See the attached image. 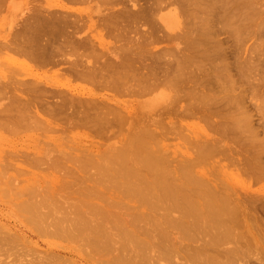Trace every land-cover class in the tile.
<instances>
[{"label": "bare ground", "instance_id": "1", "mask_svg": "<svg viewBox=\"0 0 264 264\" xmlns=\"http://www.w3.org/2000/svg\"><path fill=\"white\" fill-rule=\"evenodd\" d=\"M2 2L3 0H0V10L4 7ZM257 2L260 4L262 3L260 8L258 7L259 5L256 7L255 0L254 2L253 0H65V2L41 0L35 4L32 3L28 5L26 12L24 11L25 6L22 3L14 2L9 9V13L12 15L11 21L13 23L10 25L9 29H4V34H0V36H2L0 40V127H14L16 128L15 132H17L18 129H21L19 127L26 126L27 129V126H32V129L34 127V130L38 131L39 135H48V140H50L48 142L56 145L60 152L62 150L65 151V145L68 141L81 147L82 136H85V138L89 136L98 137L104 139V141L106 139L118 138L120 144L119 146L117 145L119 148L116 147V144H111L110 151L103 150L100 152L101 158L98 157V159L93 157V155H91L92 152L90 153L87 148L86 150H84V147V149H79V155H82L80 156V163L78 166L80 170L82 172L88 171L87 168L88 166L90 167L92 162L95 166L90 170L96 169L99 175H96L97 177L92 179V175H89L91 172L89 171V174L84 173L85 175L83 174V177H81L83 178V182H89V184L84 183L86 185L84 189L85 193L83 191L78 193L90 196L87 200L84 198L82 200V198L80 199L77 197V201L80 199V204L75 201V197L74 201L77 204L75 203L74 218H70V214H68L70 219H66L68 215L64 216L65 213H63V217L60 216L61 212L59 213V211L62 209L59 205L61 201H54V203H52L53 207H50V202L44 201L47 200L46 194L48 192L44 193L47 191L46 188L42 192V194H45L44 200L42 201H39L43 199L42 197L41 199L37 197V200L34 198L39 194L37 193L34 195V190L32 191V189H26L20 192L19 190L18 192L17 190H13L16 191L13 196L19 199L16 205L20 208V211L22 210V212L26 214L29 222L33 223L35 226L37 222H41V224H39L41 225V233H43L44 230L46 232V229L49 230V227L52 226L53 229L55 228L57 231L55 232L54 230L55 233L58 234V232H62V235L66 234L69 238H76V241L81 244H78L80 246V253L84 251V249H82L83 247H90L91 249L86 250H88V254L89 256L91 255V257H89L87 253L86 256L89 257L88 259L95 257L93 260L97 264H147L151 260L149 259V262L146 260L150 256L148 253L151 254L152 251L160 248V253L158 249L157 252L158 254H163L162 250L166 248V245L164 247L162 246L168 241L169 245H167L165 249L167 253L164 252V256L166 255V257H169L168 255L178 254L177 257L179 255L182 256V258H185L183 261L186 260L187 263V259L191 256H194L195 259L198 258V260L202 256V263L199 262V264H212L216 261V259L213 258L215 255H212L214 254L213 251L216 254L215 257L231 256L233 260L239 257L243 259V255H245L249 249L257 248L264 251V217H262V213L264 215V212H262L264 211V204L262 206L260 205L263 203L261 200V203H257L260 198H257L258 200L255 198L253 202H249L237 196V192L230 187L231 185L229 186V184H231L230 180L224 179L223 182H220L223 177L219 179L216 177L215 179L220 181L218 183L215 180V184L212 185L208 179L205 178L206 172L201 170L202 165L204 164L205 166L206 161L208 163L211 161L213 162L215 161V155H221V158L218 159L217 166L220 165V167H225L222 161L227 157L229 158V163L233 165L237 164L242 173L258 174L259 176L264 174V166L261 163L259 166L255 167L251 164L252 161H258V158L262 156L260 155L257 158V154L255 157L253 155V153L256 152L255 150V152L252 151V156L248 154L247 156L245 155L243 159H239L233 156V154H235H232L233 149L227 150L223 148V146H225L223 142L225 138L229 140L232 139V142L233 139H236V142L237 139L242 141L243 139L246 140L245 137L243 138L240 136V133L238 136V130L236 131V129L239 128L238 123H240L242 118L240 117L241 119L238 123L235 122V124H238V127L230 125L232 123L228 125L224 123L218 125L216 129L221 130L219 137H213L212 143L210 139L209 141L207 140L208 142H194L192 144L195 148L194 153L188 157L186 156L187 158H184V160L178 161L180 162L178 164H175V161L171 167L169 162L176 159L171 160L169 158V153L167 152L168 148L165 147L163 141L170 133H176V125L166 121V113L159 114L158 118H154L155 113H153L155 109L163 108V106L168 109L171 103H174L173 99H176L178 102L182 99H186L184 95H190V92H193L194 98L195 96L197 98V95H199L198 99H200L197 101L198 103H203L206 98L207 103L210 100L209 98L215 95L217 92L213 90L216 87L215 84L213 86L214 88L212 86L210 87L212 91L205 89L208 91L199 92L202 90L199 89V85L202 81L200 84H196L197 82L199 83V77L197 71H195L196 69L193 70L194 67L192 65L195 64L199 71L202 68L199 69L200 63L204 62V60H206V62H214L212 56L214 55L212 54L213 52L210 51L212 55L209 51V54L208 52H204L208 50L206 48L209 46L207 45L205 47V42L206 39H212V41H214L215 35L219 34L222 36L221 32L223 33L230 30L228 29L226 31V23L223 24L226 20H230L229 22H231V19L234 20L235 18L236 21L240 20L243 23L240 25H242L241 27L245 28V30L246 28L252 29L259 21L261 25V21L264 19V2H262V0H257ZM79 4L85 5V7L83 9L73 7V5ZM176 4H180L185 8H181L182 10L179 11L176 7L175 10L171 11L172 14L169 13L171 15L167 16V24L164 25L169 27V29L171 27L174 28L175 24L183 19L182 16L184 17V15L182 14L186 13L188 17V20H186L189 21V17L195 16V14L212 12L213 15L210 13L212 18L210 16H208V18L210 17V20L215 19V23L218 21L217 24H219V26L215 29V24H213L210 29L211 34H208L209 36L206 35L205 37L207 32L204 34L202 30L203 34L201 33L202 31H199V34H202V36L204 35V37L199 39H196L195 36V38L193 37L191 47L192 50H194L192 52L194 54L196 53V56L184 54L186 51L188 53L191 49L186 48V42H183L185 48L181 49L182 53L179 52L183 54V56L179 59L176 58V65L172 66L170 62L175 59L170 60L167 57L170 54L172 56V53L175 52V49H172L174 48L173 46L172 48L165 46L167 48L164 47L165 49L161 52L160 50H157L159 52L154 51L153 46L155 45L153 44H155V42H161L164 37L168 38L170 35L167 36L166 33H163L162 37L157 36L156 33L162 31L161 28L152 26V15L156 11L159 13L157 9H163L167 6L169 7L170 5ZM186 6L188 9H186ZM21 9L22 11H20ZM18 11L21 12H19L21 15H19ZM256 14L259 19L256 17V19L254 18ZM13 17L15 18L13 19ZM154 17L156 16L154 15ZM203 17L204 19L207 18L206 16ZM163 19L165 20V16H163ZM170 20H176L175 24H172ZM201 21L204 22V20ZM236 23L235 25H237ZM210 25L207 24L206 26L210 28ZM227 25H229V23ZM181 27L182 26L178 29ZM259 29H261V27H259ZM166 30H164V32H166ZM233 31L236 30L232 29L231 32ZM239 31L240 29H238L237 32ZM256 31L258 32V28ZM233 33L231 34L234 35ZM191 34L193 35V33ZM191 34L188 35L190 36ZM195 34L196 32L194 30V35ZM249 36L252 37L251 35ZM209 37H211V39H209ZM176 38H178V36ZM183 38H185V34ZM190 38L192 37L190 36ZM107 39L109 40L107 41ZM170 39L172 41L173 37ZM216 39L217 38H215V40ZM238 40L239 39H237V41ZM181 41H183V39ZM209 42L210 44L216 45V43ZM222 42L224 43V41ZM217 43L220 45L221 42L219 41ZM224 44H227V42ZM203 45L205 50L201 52ZM222 46L221 48H223ZM213 47L211 45V47L208 48L211 50ZM180 48L179 50L176 49V51H180ZM216 48L217 47H215V49ZM225 48L223 49L227 52L228 50L226 51ZM221 53L220 51L219 56ZM197 54H202L201 56L203 59H199V55L197 57ZM227 55L230 54L227 52ZM175 57H177L176 54ZM214 57L216 59H221V56L218 57V54L216 56V53ZM217 63L220 62L218 61ZM222 63L224 64V62ZM206 65L207 64L204 66ZM231 65L232 63L230 66ZM190 66L193 67L191 68L195 73L192 72L187 76L188 73L186 74L185 70H189ZM217 66H219V64ZM226 66L227 65H225V67ZM35 68H38L37 72L33 71L32 74L28 73ZM41 70H43L44 73H39ZM47 72H50L56 77L47 75ZM161 76L164 77V79H161ZM60 78L63 79V81H61ZM187 78L195 81L194 86H197L196 88L199 89L198 91L196 88L192 90L189 89L188 91L185 84V79ZM78 81L86 85H75V82ZM205 85L207 86V84ZM161 86H164L165 89L160 90ZM221 86L224 87L223 85ZM172 92L175 94L171 96L170 93L172 94ZM147 95H149L148 99L145 98L137 103V105L140 106L139 108L143 111L141 113L132 109L130 110V107L132 108L133 105L131 103L129 104L127 100L122 99L125 96L144 98ZM218 97L219 96H217V99ZM213 99L215 100L216 97ZM228 99L230 98L228 97L227 100ZM210 102L212 103V101ZM207 105L209 106L210 104L207 103ZM201 106L203 105L201 104ZM221 106H223V104ZM196 107L195 103L190 101L186 104V107L182 105L178 109V116L183 117L185 115H191ZM209 107L207 109H209ZM214 107L216 109V106ZM241 107L240 108L243 109L244 106ZM212 109V112H214V108ZM223 109H221V112H223ZM203 111H205L204 118L209 116L204 122L208 119L211 121V112L208 110ZM203 111L201 113H203ZM230 111L233 112L232 110ZM168 112L174 113V111ZM217 112H219V110ZM164 114H166V116ZM230 114L233 115V113ZM241 114L242 113H240V115ZM245 114H243V118L246 117L248 120ZM232 115L229 116L228 114V118H231ZM201 116L202 115H200V117ZM219 116L217 118H219ZM236 118L232 119L238 121ZM177 119L179 118L177 117ZM247 120H243L244 123ZM216 122L220 123L219 120ZM214 128L211 129L214 130ZM29 129H31V127ZM246 129L247 128H245V130ZM21 131L23 132L25 130L21 129ZM248 131H251V129ZM243 133L244 132H242V135ZM255 136L257 137V135ZM120 137L122 138L120 139ZM254 138L255 137H253V139ZM78 139L80 141H78ZM239 142L241 143V141ZM262 142L263 141H261V146L264 144ZM243 145L245 146L246 144L244 143ZM68 146L69 145H67L66 148L72 147ZM240 146L242 147V145ZM76 148L77 147H75V149ZM238 148L240 149V147ZM262 148L263 147H261V149ZM71 149H74V147ZM59 151L57 150V153H60ZM44 153L46 152L42 151V154ZM50 154L51 153L45 154L42 158L39 156L42 160L41 162L39 161L40 164L52 161L53 164L62 166L65 163L72 162L73 158L76 156L74 155L73 157L71 155L73 158H71V156L68 158L67 156L70 153L66 154V152L63 153V156L61 152V156L58 155V157H51ZM90 156L93 158H90ZM94 158L97 161H92ZM33 162H35V160H33ZM254 162L256 165L259 163L256 161ZM72 163H75V160ZM36 164H38V162ZM51 166L53 168L52 163ZM216 167L213 166V169L210 170L211 173H209L212 174L215 172ZM220 167L217 168L221 169ZM71 169H73V167ZM205 169L208 168L205 166ZM218 169L216 171H219ZM47 170H49V168H47ZM67 170L65 169V171ZM69 172L71 173L70 170H68L67 173ZM95 174H97V172ZM95 174H93V176H95ZM61 184L64 183H60V185ZM74 184L76 183H73V185ZM61 186L67 188L69 184ZM76 186L78 187V185ZM81 187L82 185L78 188H74L79 191L82 189ZM71 189L73 190V186L68 190L71 191ZM63 192H65V190H63ZM71 192H69V194ZM65 193L63 194L65 195ZM74 193L77 192L75 191ZM50 194L51 193H49V195ZM55 195L53 196L51 194L53 197H55ZM59 195L62 196V193ZM56 196H58V194ZM50 197L49 200H51ZM59 197L55 198L58 200L60 199ZM93 197H96V203L93 201ZM71 199H73V197ZM71 199L70 203L72 202ZM64 204H66V202H64ZM48 206L50 208H48ZM54 208H59V211H56L59 214L57 217L55 216L57 221L50 218L52 212L54 213V211H52V209L55 210ZM117 208L120 210L123 208L126 210L127 208L129 212L126 210V213H122V216L119 214L121 211L114 210ZM44 209H47L46 212L48 211V213L43 212L45 211ZM260 209H262L261 212ZM158 210H160V212L161 210L164 211H162L163 214H161V221L156 218L159 214L157 212ZM114 211H118L119 213ZM122 211H124V209ZM174 212H177L178 215L175 216L177 213L172 214ZM47 214H50V216L47 217ZM68 221H71V225L68 223V227H65L64 223ZM142 223H148L152 228H156L158 230L157 234L161 237L159 240L162 239L163 241L164 237H169V240L164 239V241L168 240L164 243L161 241L162 245L158 242V238L156 240L155 236V238L151 237V239H149L150 226H146L145 224L146 227H143L141 225ZM52 227L50 228L52 229ZM36 228L39 229L38 227ZM35 229L33 230L36 232L40 231ZM49 231H47V234ZM45 232L43 234H46ZM139 232H144L148 239H145L143 234L141 238V233L139 234ZM51 233L50 237L52 235ZM15 237L17 238V235ZM15 237L11 238L10 236L9 240L15 241ZM67 239L68 238L65 240ZM76 241L74 240V243ZM82 241L84 243H82ZM229 244H233V247H224V245ZM110 249L115 255L109 252ZM146 251L149 256L145 259L144 256H147L145 253ZM209 251H212V253ZM108 252L112 255L109 256ZM208 253L212 255L213 259H210L211 256L208 255ZM104 254H107L106 257ZM151 256L150 258L153 256L155 257V255ZM164 256L160 257L163 259ZM173 257L175 258L176 256ZM219 257L217 259H220ZM169 259L173 260L172 256L171 258L169 257ZM55 260L56 259L53 258L51 262H55ZM166 260L169 261L168 259ZM256 260L254 264H259L258 261H260V264H264L263 258L258 257ZM156 261H158V259ZM59 262L60 264H64V259H60L57 264H59ZM192 263L194 264V261ZM245 263L248 264L249 262L247 263L246 261ZM14 264L35 263L33 260L27 259L23 253H18ZM196 264L198 263L196 262Z\"/></svg>", "mask_w": 264, "mask_h": 264}, {"label": "rangeland", "instance_id": "2", "mask_svg": "<svg viewBox=\"0 0 264 264\" xmlns=\"http://www.w3.org/2000/svg\"><path fill=\"white\" fill-rule=\"evenodd\" d=\"M39 1H41V0H3V2H2V5L4 6L3 8H2V10H0V34H4L5 32V30L4 29H9L10 28V25H12V21H11V19H12V15H11V13H9V9L11 8V6L13 5V3L14 2H20V3H22L25 7H24V11L26 12L27 11V7H28V5H31L32 3H36V2H39ZM52 1V0H51ZM54 2H65V0H53ZM237 1H239V0H237ZM241 1H243V0H241ZM253 2H254V0H253ZM262 2H264V0H262ZM257 3V4H256ZM255 5H256V7L258 6L259 8L261 7V5H262V3L260 4V3H258L257 2V0H255ZM73 7L75 8H84L85 7V5H82V4H79V5H73ZM178 8V10L180 11V10H182V9H184L185 7H182V5H180V4H176V5H170L169 7L167 6V7H165V8H163V9H157V10H159V13H158V11H156L155 13H153V15H152V26H154V27H158V28H161V31L162 32H159V33H156L157 34V36L159 37V36H161L162 37V35H163V33L165 34H167V36L168 35H170V37H168V38H166V37H164V39L163 40H165V41H159V42H155V44H153V45H155V46H153L154 47V51H156V52H159V51H157V50H160V52L163 50V49H165V48H167V47H165V46H168L169 48L171 47L172 48V46L174 47V48H172L173 50L175 49V52L174 53H172V56H171V54L167 57V58H169L170 60L172 59H175V60H173L172 62H170V64L172 63V66L174 65H176V58L177 59H179L181 56H183V54H181L182 52H181V49L182 48H188V49H191V50H189L188 51V53H187V51H186V53H184L185 55H187V54H190V55H188V56H196V53L194 54L192 51H194V50H192V40H193V37L195 36L196 37V39H199V38H201V37H204V35L202 36V34H203V31H204V34H205V32H207L206 34H205V37H206V35L207 36H209L208 34H211V28H212V25L213 24H215V29L219 26V24H217L218 23V21H217V23H215V19H212V20H210L212 17H211V14L213 15V13L212 12H209V13H204V14H202V13H198L197 15L195 14V16H196V18H195V16H191V17H189V21H187L188 19V17H187V13L186 14H182V15H184V17L182 16V18L183 19H181L180 21H178L176 24H175V22H176V20H170L171 21V23L173 24H175V26H174V28L173 27H171L170 29H169V27H167V26H164V25H166L167 23H166V18H167V16H170L171 14H172V12L171 11H173V10H175V8ZM5 8V9H4ZM182 8V9H181ZM23 9V8H22ZM22 9L20 10V11H22ZM186 9H188L187 8V6H186ZM8 11V12H7ZM20 11H18V13L20 12ZM24 12V13H25ZM17 13V14H18ZM21 13V12H20ZM19 13V15H21ZM169 13H171V14H169ZM211 13V14H210ZM200 14V15H199ZM210 14V15H209ZM154 15L156 16V17H154ZM206 16L207 18L206 19H204V17L203 16ZM161 16V17H160ZM163 16H165V20L163 19ZM208 16H210L209 18H208ZM194 17V18H193ZM257 18V19H259L258 18V15L256 14L255 16H254V18ZM15 17H13V19H14ZM155 18V19H154ZM193 18V19H192ZM201 18V19H200ZM255 18V19H256ZM187 19V20H186ZM194 19H195V22H194ZM197 19V20H196ZM199 19V20H198ZM209 19V20H208ZM234 19V18H233ZM236 19V18H235ZM232 20L231 19V22H229L228 20H226L225 22H223V24H225L226 25V31L228 30V29H230L231 31H232V29L233 30H236V31H233V32H235V33H233V32H231L230 30H228L227 32H221V35L222 36H220L219 34H217V35H215V37H214V41H212V39H211V37H209V39H211V40H208V39H206V42H205V47L207 46V45H209V46H207V48L206 49H208L207 51L205 50V47H204V45H203V47H202V49H201V52H202V50H205L204 52L205 53H207L208 51L210 52H213L212 54H214L215 55V53H216V56H217V54H218V57H220L221 56V59H219V58H215L214 57V55H212L211 54V52H210V54L213 56V58H214V62L213 61H207L206 62V60H204V62H201L200 63V67H199V69L201 70H199L198 71V68L195 66V64L194 65H192L193 67H194V69L193 70H195V71H197V75H198V77H199V79H198V81H199V83L197 82L196 84H200V82H201V84L199 85V89H202V90H200L199 92H204V91H208V90H211L210 89V87L212 86H214V84H215V86L217 87H213L212 89L214 90V92H216L215 93V95L214 96H211V98H209L210 100L207 102L208 104H210L209 106L207 105V103H206V99L203 101V103L201 102H197L199 99H198V97H199V95H197V98H196V96H195V98H194V96H193V92H190V95H188L187 93V95H184V97H186V99H182L181 101H177L176 99H173V101H174V103H171V105L168 107V109L167 108H164V106H163V108H157V109H155L154 111H153V113H155V115H154V118L155 117H157L158 118V116H159V114L161 115V114H163V113H166L167 114V116H166V114H164L165 116H166V121L169 123V122H172V124H175L176 125V133L174 134V133H170L169 134V136H167V138L163 141L164 142V145H165V147H167L168 149H167V152L169 153L168 155H169V158L171 159V160H174V159H176V160H174V161H170L169 162V164H170V166L172 167V164L175 162V164H178V163H180V162H178V161H180V160H184V158H187L188 156H190V155H192L193 153H194V150H195V148L193 147V143L194 142H196V141H201V142H203V141H206V142H208L209 141V139H210V142L212 143V140H213V137L215 138V137H219L220 135V133H221V130L220 129H216V127L218 126V125H221L222 123H224V124H229V123H232V124H230V125H234V126H237L238 124H239V128L238 129H236V128H234V129H236V131L238 130V133H237V135L239 136L240 134V136H242L243 138L245 137L246 138V140H244L243 139V141L242 140H238L237 139V142H236V139H233V142H232V139H226L225 138V140L223 141L224 142V144H225V146H223V148H226L227 150H231V149H233L232 150V154L233 153H235V154H233V156L234 157H237V158H239V159H243L244 157H245V155L247 156L248 154H252L253 152H255V153H253V155L256 157V155H257V158L260 156V155H262V156H260L259 158H258V161L257 160H254V161H256V162H259L257 165L255 164V162L254 161H252L251 162V164L253 165V167H255V166H259L260 165V163L264 166V150H263V148H264V144L261 146V141H263L262 143H264V19H263V21H261V25L259 24L260 23V21L258 22V24H256L252 29L251 28H246V30H245V28H243V27H241L242 25H240V24H243L240 20V22L239 21H236V20ZM184 20H186L187 22H189V23H187L186 21H184ZM201 20H204V22L203 21H201ZM215 20V21H214ZM219 20V19H218ZM183 21V22H182ZM210 23H209V22ZM214 23H213V22ZM185 22V23H184ZM201 22V23H200ZM229 23V25H227L228 23ZM237 22V23H236ZM207 25H210V28H209V26L207 27L205 24ZM232 23V24H231ZM235 23L237 24V25H235ZM156 24V25H155ZM158 24V25H157ZM161 24V25H160ZM188 26H187V25ZM195 24V25H194ZM199 24H201V25H199ZM203 24V25H202ZM217 24V25H216ZM263 24V25H262ZM199 27H198V26ZM205 25V26H204ZM231 25H233V26H231ZM260 25V26H259ZM180 26H182L180 29H178ZM183 26H187V27H183ZM196 26V27H195ZM232 27V28H229V27ZM165 29H164V28ZM190 27V28H189ZM191 27H192V29H191ZM201 27V28H200ZM240 27V28H239ZM259 27H261V29H259ZM175 28H177V29H175ZM186 28H188V29H186ZM242 28V29H241ZM257 28H258V32L256 31L257 30ZM167 29V30H166ZM197 29V30H196ZM206 29V30H205ZM238 29H240V31L239 32H237L238 31ZM244 29V30H243ZM250 29H251V31H250ZM164 30H166V32H164ZM175 30V31H174ZM191 32H190V31ZM193 30V31H192ZM194 30H195V32H196V34L194 35ZM203 30V31H202ZM208 30V31H207ZM209 30H210V32H209ZM262 30H263V32H262ZM189 31V32H188ZM202 33L201 35L199 34L200 32ZM244 31V32H243ZM249 31V32H248ZM253 31H255V32H253ZM259 31H260V33H259ZM186 32H187V34H186ZM248 32V33H247ZM255 33V34H252V33ZM191 33H193V35L191 34ZM220 33V32H219ZM227 33H230V34H227ZM231 33H233L234 35H232ZM245 33V34H244ZM262 33V34H261ZM159 34V35H158ZM161 34V35H160ZM172 34H174V35H172ZM184 34H185V38H183L184 37ZM188 34H191L190 36L192 37V38H190V36L188 35ZM226 34V35H225ZM239 34V35H238ZM241 34V35H240ZM251 35L252 37H250L249 35ZM259 34H260V37H259ZM176 35V36H175ZM188 35V36H187ZM228 35V36H227ZM178 36V38H176ZM198 36V37H197ZM238 36V37H237ZM256 36V37H255ZM171 37H173V39H172V41H171ZM179 37H181L182 39H183V41H181L182 39L181 38H179ZM194 37V38H195ZM224 37V38H223ZM239 39L238 41H237V39ZM254 37V38H253ZM190 38V39H189ZM215 38H217L216 40H218L217 42H221L220 43V45L222 46V44H223V48H225V50L228 52V54H230V55H227V52H225L224 51V49L223 48H221V46L219 45V43H217V42H215L216 40H215ZM222 38V39H221ZM230 39V41H229V39ZM241 38V39H240ZM245 38V39H244ZM263 38V39H262ZM2 39V36H0V40ZM168 41H167V40ZM184 39H185V41H184ZM187 39V40H186ZM221 39V40H220ZM226 39H227V41H226ZM261 39V40H260ZM109 39H107V41H108ZM170 40V41H169ZM190 41V43H189V41ZM208 40V41H207ZM244 40V41H243ZM112 41V40H111ZM167 41V42H166ZM178 41V42H177ZM209 41H211V43L213 42L214 44L216 43V45H213V44H210V42ZM222 41H224V43H226L227 42V44H224ZM186 44V46L184 47L183 45H185L184 43ZM187 42H188V44H187ZM242 42V43H241ZM229 43V44H228ZM238 43H240V44H238ZM232 44V45H231ZM157 45V46H156ZM181 45V46H180ZM211 45H212V47L213 46H215V47H217L216 49H215V47H213V49H211V50H209V48L211 47ZM225 45V46H224ZM234 45V46H233ZM175 46H176V48H175ZM181 48H180V47ZM231 46V47H230ZM165 47V48H164ZM178 47V48H177ZM190 47V48H189ZM209 47V48H208ZM220 48V50H219V48ZM239 49H238V48ZM179 48H180V51H178L179 50ZM194 48H195V46H194ZM245 48V49H244ZM249 48H251V49H249ZM176 49H178L177 51H176ZM215 49V50H214ZM222 49H223V51H222ZM221 51L222 53L220 54V56H219V52ZM233 51V52H232ZM179 52H181V53H179ZM200 52V51H199ZM209 52H208V54H209ZM215 52V53H214ZM226 54H225V53ZM239 52V53H238ZM192 53V54H191ZM225 55H224V54ZM175 54H176V56L177 57H175ZM237 54V55H236ZM250 54V55H249ZM198 55H199V59H203V57L201 56L202 54H197V57H198ZM211 55H209V56H211ZM248 55V56H247ZM223 56V57H222ZM224 56H225V58H224ZM228 56V57H227ZM244 56H245V58H244ZM247 56V57H246ZM175 57V58H174ZM235 57V58H234ZM219 59V60H218ZM237 59V60H236ZM244 60V62H243V60ZM221 60V61H220ZM220 62V63H217V62ZM229 61V62H228ZM239 61V62H238ZM222 62H224V64L222 63ZM204 63V64H203ZM212 63V64H211ZM216 63V64H215ZM232 63V65L230 66V64ZM236 63V64H235ZM246 63H247V66H246ZM253 63V64H252ZM205 64H207L206 66H204ZM214 64V65H213ZM219 64V66H217ZM234 64H235V66H234ZM248 64H250V65H248ZM210 65V66H209ZM221 65V66H220ZM225 65H227L226 67H225ZM171 66V67H172ZM192 66H190L189 68V70H185V72H186V74H187V76L189 75V74H191L192 72H194L195 73V71H193L192 70ZM214 66V67H213ZM233 66V67H232ZM192 67V68H191ZM221 67V68H220ZM238 67H239V69H238ZM204 68V69H203ZM218 68V69H217ZM37 69L38 68H35V69H30L31 70V72H28V73H31L32 74V72L33 71H36L37 72ZM206 69H207V71H206ZM220 69V70H219ZM230 69H232V70H230ZM203 70H204V72H203ZM209 70H210V72H209ZM222 70H224V71H222ZM43 70H41L39 73H44V71L42 72ZM191 71V72H190ZM201 72V73H200ZM203 72V73H202ZM46 74V73H45ZM206 76H205V75ZM209 74V75H208ZM213 74V75H212ZM215 74V75H214ZM47 75H52V77H56V76H54L53 74H51L50 72L48 73L47 72ZM200 75H201V77H200ZM186 76V75H185ZM162 77V76H161ZM213 77V78H212ZM58 78V77H57ZM61 79V78H60ZM161 79H164V77H162ZM204 79H206V80H204ZM210 79V80H209ZM212 79V80H211ZM208 80V81H207ZM61 81H63V79H61ZM207 81V82H206ZM204 82V83H203ZM83 83V82H82ZM178 83H180V82H178ZM220 83V84H219ZM86 85V84H81V82H75V85ZM185 84H186V86H187V89H188V91H189V89L190 90H192V89H195L197 86H194L195 85V81H192V80H189V78H187V79H185ZM184 84V85H185ZM205 84H207V86L205 85ZM211 84V85H210ZM209 85V86H208ZM221 85H223L224 87H222ZM185 86V87H186ZM235 86V87H234ZM86 87H88V86H86ZM192 87V88H191ZM203 87H205V88H203ZM223 89H222V88ZM229 87V88H228ZM218 88H219V91H218ZM161 89H165V87L164 86H161V88H160V90ZM197 89V91L199 90L198 88H196ZM205 89H208V90H205ZM234 89V90H233ZM222 90V91H221ZM231 90V91H230ZM233 90V91H232ZM212 91V90H211ZM230 91V92H229ZM232 92V93H231ZM228 93H230V94H228ZM173 94H175L174 92H172V94L170 93V95L172 96ZM195 94H199V93H195ZM210 94H212V93H210ZM221 94V95H220ZM234 96H233V95ZM239 94V95H238ZM223 95V96H222ZM228 95V96H227ZM230 95V96H229ZM217 96H219L218 97V99H217ZM226 96H227V98L229 97L230 99H228L227 100V98H226ZM237 96V97H236ZM245 96V97H244ZM216 97V99L214 100L213 98H215ZM242 97V98H241ZM145 98H149V95H147L146 97H144V98H141V97H137V96H125L124 98H122L123 100H127L128 102H129V104L131 103L133 106H132V108L130 107V110L132 109V110H134V111H136V112H138V113H141V112H143L142 111V109H140L139 107L140 106H138L137 105V103L139 102V101H141V100H143V99H145ZM237 98H239V99H237ZM133 99V100H132ZM194 99V100H193ZM233 99V100H232ZM239 100V101H238ZM190 101H192L193 103H195V105L197 106L194 110H193V112H192V114L190 115H185V116H183V117H179L178 116V113H177V111H178V109L183 105L184 107H186V104H188ZM210 101H212V103L210 102ZM215 101V102H214ZM241 101V102H240ZM134 102V103H133ZM197 102V103H196ZM210 102V103H209ZM221 102V103H220ZM242 102H243V104H242ZM245 102V103H244ZM1 103V102H0ZM213 103H216V104H213ZM239 103V104H238ZM201 104L203 105V106H201ZM223 104V106H221ZM232 104V105H231ZM216 106V109H215V107L214 106ZM199 106V107H198ZM200 106H201V108H200ZM234 106V107H233ZM241 106H244L243 107V109H241L240 107ZM209 107V109H207ZM218 107V108H217ZM222 107V108H221ZM226 107H228V108H226ZM246 107V108H245ZM200 108V109H199ZM212 108H214V112H212L213 111V109L211 110ZM223 109V112H225L226 110V112L225 113H223V112H221L222 110L221 109ZM237 108V109H236ZM198 109H199V112L201 113L203 110H208L209 112H211V115H212V117L210 118L211 119V121L209 120V122H208V120L207 121H205L204 122V120L205 119H207V117H209V116H206L205 118L203 117V116H205L204 115V112L205 111H203V113H199L198 112ZM232 110L233 112H231L230 110ZM235 109H236V111H235ZM196 110H197V112H196ZM219 110V112H217ZM244 110V111H243ZM168 111H174V113L172 114V112H168ZM195 111V112H194ZM215 111H216V114H215ZM230 111V112H229ZM227 112H228V114H229V116L230 115H232V114H230V113H233V115H235L234 117H232L231 116V118L229 117L228 118V114H227ZM237 112V113H236ZM177 113V114H176ZM193 113H194V115H193ZM197 113V114H196ZM223 113V114H222ZM240 113H242L241 115H240ZM246 113V114H245ZM196 114V115H195ZM202 115L201 117H200V115ZM221 114V115H220ZM243 114H245V116H247L248 117V120H247V118L245 117V118H243ZM210 115V116H211ZM220 115V116H219ZM219 116V118H217ZM177 117L179 118V119H177ZM222 117H224V118H222ZM245 121V119L247 120L245 123H244V121L241 119V118ZM156 118V119H157ZM217 118V119H216ZM222 118V119H221ZM232 118H236L238 121H235L234 119H232ZM214 119V120H213ZM223 119H226V120H223ZM241 119V120H240ZM219 120V122L220 123H218V122H216V121H218ZM239 120H240V123H238L239 122ZM214 122V123H213ZM216 122V123H215ZM235 122L236 123H238V124H235ZM243 122V123H242ZM247 122H248V124H247ZM245 126H244V125ZM249 125V126H248ZM1 126V125H0ZM31 127V129H29ZM215 127V128H214ZM238 127V126H237ZM245 130V128H247L248 130H250L251 129V131H248L247 129L244 131L242 128ZM7 128V129H6ZM3 127L2 126V128L0 127V264H14V261H15V259H16V257H17V255H18V253H23V255L27 258V259H30V260H33L34 261V263L35 264H57L58 263V261L61 259V260H63L64 259V264H97L93 259L95 258V257H92V259L90 258V259H88L89 257H91V255L89 256V254H88V250L89 249H91L90 247L89 248H85V247H83L82 249H84V251L83 252H81L80 253V251H79V248H80V246L79 245H81V244H79V242H77L76 241V238L74 239V238H69V236L68 235H62V232H58V234L57 233H55V232H57L56 230H55V228L53 229V227L52 226H50V227H52V229L49 227V230H47L46 229V232H45V230L43 231V229H42V231H43V233L45 232L46 234H43V233H41V225H39V224H41V222H37L36 223V226L33 224V223H31V222H29V220H28V217L26 216V214L24 213V212H22V210L20 211L19 209V207L16 205V204H18V203H16V202H19V199L18 198H16V197H14L13 195H14V193L16 192V191H13V190H17V192H18V190H19V192L20 191H24V190H26V189H32V191L34 190V195H36L37 193L39 194V195H37L36 197H34L36 200L38 199V198H40L41 199V197L43 198V199H41V200H39V201H42V200H44V193H47L46 194V199L48 200H44V201H46V202H50L51 203V206L50 207H53L52 206V203H54V201H61L60 203V208L62 209V210H64V211H62V210H58L59 208H54L55 210H53L52 209V211H54V213L52 212V214H51V216H50V214H47L48 216L47 217H49L50 216V218L51 219H54V220H56L57 221V216H58V214L61 212V214H60V216L61 217H63V213H65V215L64 216H67L68 214H70V218H74V216H75V214H74V208H75V206H76V204L77 203H79L80 204V199L82 198V200H83V198L84 199H88L89 198V196H86V195H83V194H81V193H78V192H84V189H85V184H89V182H83L82 180H83V178H81V177H83V174L85 173H90L89 175H92L91 177H92V179H94V177L96 178L99 174H98V171L95 169V170H90V169H92V167L93 166H95V165H93L92 164V162H91V164H90V167L88 166V171L86 170V172H82L81 170H80V167H78L79 166V163H80V161H79V159H80V156H82V155H79V153H80V148H82V149H84V150H86V148L90 151V153H91V155H93V157H95L96 159H98V157H100V152H102L103 150H108V151H110V149H111V144H116V147H118L120 144H119V142H118V138H114V139H106L105 141H104V139H101V138H98V137H93V136H89V137H86L85 138V136H82L83 138H82V145H81V147H79V146H77V145H74V143H72L71 141H68V142H70V143H68V142H66V145H65V151H61L62 152V156H63V153L64 152H66V154H69L67 157L68 158H70L69 156H73L74 157V155H76L74 158L71 156V158H73V161L75 160V163H72V162H68V163H65V164H63L62 166L61 165H55V164H53V162L52 161H47V163H49V164H47V163H45V162H43V163H45V164H40V162L42 161L41 159H40V157L42 158V157H44V155L45 154H48V153H51L50 154V156L51 157H58V155L59 156H61L60 155V151H59V149H58V147H56V145H54V144H52V143H50V142H48V141H50V140H48V135L47 136H45V135H39V132L38 131H35L34 130V127H33V129H32V126H27V129H26V126H22V127H19V128H21V129H23V130H25V131H21V129L19 130V132H18V130H17V132H15L16 131V128H14V127H12V128H14V129H12L10 126L9 127ZM211 128H214V130H212ZM4 129V130H3ZM10 129V130H9ZM29 129V130H28ZM211 129V130H210ZM239 129H242V130H239ZM256 129V130H255ZM9 130V131H8ZM14 130V131H13ZM27 130V131H26ZM210 130V131H209ZM216 131V132H215ZM217 131H219V132H217ZM244 132L243 133V135H245V136H243L242 135V132ZM247 131V132H246ZM252 131H253V133H252ZM254 131H255V135H257V137L254 135ZM213 132V133H212ZM215 132V133H214ZM257 132H259V133H257ZM240 133V134H239ZM83 135V134H82ZM42 137V138H41ZM205 137V138H204ZM253 137H255L254 139H253ZM122 137H120V139H121ZM37 139V140H36ZM39 139V140H38ZM41 139V140H40ZM204 139V140H203ZM255 139H258V140H255ZM208 140V141H207ZM78 141H80L79 139H78ZM239 141H241V143L239 142ZM94 142V143H93ZM222 142V143H223ZM246 144L245 146L243 145L244 143ZM48 143V144H47ZM50 143V144H49ZM103 143V144H102ZM105 143V144H104ZM221 143V144H222ZM243 143V144H242ZM259 143V144H258ZM14 146H13V145ZM46 144V145H45ZM239 144V145H238ZM67 145H69V146H72V147H74V149H71L69 146V148H66V146ZM118 145V146H117ZM240 145H242V147L240 146ZM263 147L262 149H261V147ZM54 148H53V147ZM227 146V147H226ZM229 146H231V147H229ZM240 147V149L238 148V147ZM39 147V148H38ZM45 147V148H44ZM75 147H77L76 149H75ZM84 147V148H83ZM159 147L161 148V146L159 145ZM234 147H236V148H234ZM245 147V148H244ZM248 147V148H247ZM48 148V149H47ZM53 148V149H52ZM98 148V149H97ZM119 148V147H118ZM193 148V149H192ZM247 148V149H246ZM51 149V150H50ZM225 149V150H226ZM235 149V150H234ZM244 149V150H243ZM246 149V150H245ZM57 150L60 152V153H57ZM78 150V151H77ZM255 150V151H254ZM42 151H44V152H46V153H44V154H42ZM56 151V152H55ZM88 151V152H89ZM238 151V152H237ZM253 151V152H252ZM34 154H33V153ZM36 152V153H35ZM48 152V153H47ZM73 152V153H72ZM237 152V153H236ZM240 153V154H239ZM260 153V154H259ZM20 154V155H19ZM29 154V155H28ZM54 154V155H53ZM57 154V155H56ZM98 154H99V156H98ZM18 155V156H17ZM22 155V156H21ZM37 156V157H39L38 159H36L37 157H35V156ZM78 155V156H77ZM97 155V156H96ZM4 156V157H3ZM187 156V157H186ZM220 156V157H219ZM252 156V155H251ZM23 157H27V158H23ZM76 157H77V159H76ZM92 156H90V158H93ZM214 157V156H213ZM217 157V158H216ZM35 158V159H34ZM94 158V160H92V159H89V160H92V161H97L96 159ZM101 158V157H100ZM215 159V161H211V162H207V165H206V162H205V166L208 168V169H205V166H204V164L202 165V169L201 170H204L205 172H206V175H205V178L206 179H208V181L213 185V184H215L214 182H215V180H216V182H218L219 183V181L220 180H218L219 178H221V177H223V178H221V181L220 182H223L224 181V179L225 180H230V182H231V184H229V186L231 187V188H233V190L235 191V192H237V196H239V197H242V198H244V199H246V200H248L249 202L251 201V202H253L254 200H255V198L257 199H259V201L257 202V203H261V201L263 202V203H261L260 205L262 206L263 204H264V174L263 175H261V176H259L258 174H252V173H248V174H246V173H242L240 170H239V167L237 166V164L236 165H233V164H231V163H229V158H224L223 159V164H225V167L223 166V167H220V165L219 166H217L218 165V159L219 158H221V155H215V157H214ZM262 158H263V160H262ZM24 159V160H23ZM54 159V158H53ZM260 159V160H259ZM33 160H35V162L37 161L38 162V164H36L35 162H33ZM44 160V159H43ZM83 160V159H82ZM40 161V162H39ZM79 161V162H78ZM261 161V162H260ZM76 162H77V164H76ZM51 163H52V165H53V168H52V166H51ZM72 163V164H71ZM68 166H71V167H68ZM50 165V166H49ZM55 165V166H54ZM211 167H210V166ZM220 167L221 169H218L217 167ZM213 166L214 167H216V170L218 169L219 171H216L215 170V172H213L212 174H210L211 173V171L210 170H212L213 169ZM227 166V167H226ZM64 167V168H63ZM73 167V169H71ZM47 168H49V170H47ZM54 168H57V169H54ZM61 168V169H60ZM211 168V169H210ZM65 169L67 170H70L71 171V173L69 172V173H67L68 172V170L67 171H65ZM29 170V171H28ZM63 170V171H62ZM207 170H209V171H207ZM90 171V172H89ZM60 172H63V173H60ZM97 172V174H95ZM210 172V173H209ZM224 172V173H223ZM84 174V175H85ZM93 174H95V176H93ZM97 175V176H96ZM212 175V176H211ZM213 175H214V177H213ZM224 175V176H223ZM185 177V176H184ZM218 178V179H215V178ZM232 178V179H231ZM76 179V180H75ZM78 179V180H77ZM212 179V180H211ZM214 179V180H213ZM64 180V181H63ZM218 180V181H217ZM81 181V182H80ZM83 182V183H82ZM60 183H64L65 185H68L69 184V186L66 188L65 186L64 187H62L61 185H64V184H61L60 185ZM73 183H76V184H74L73 185ZM80 183H81V185H82V189H80L79 191L77 190V189H75V188H78V187H80L81 185H80ZM85 183V184H84ZM209 183V184H210ZM210 184V185H211ZM76 185H78V187L76 186ZM237 185V186H236ZM71 186V187H70ZM72 186H73V190L71 189V191H69L68 189H70V188H72ZM70 187V188H69ZM75 187V188H74ZM34 188V189H33ZM46 188V190L47 191H45L43 194H42V192H43V190ZM60 188H62L63 190H65V192H66V190H67V192L65 193V192H63V190L62 189H60ZM64 188H66V189H64ZM36 189V190H35ZM49 189V190H48ZM60 189V190H59ZM30 190H28V191H30ZM62 190V191H61ZM37 191V192H36ZM57 191V192H56ZM77 192V193H74V192ZM13 192V193H12ZM27 192V191H26ZM69 192H71L70 194H69ZM49 193H51L53 196L56 194H58V196H56L55 195V197H59L60 199H58L57 200V198H55V197H53V196H51V194L49 195ZM62 193V196L61 195H59V194H61ZM63 193H65V195L63 194ZM85 193V192H84ZM42 194V195H41ZM79 196H78V195ZM76 195V196H75ZM83 195V196H82ZM88 195V194H87ZM25 196H27V195H25ZM51 196V197H50ZM69 196V197H68ZM70 196H71V198L73 197V199H71L70 198ZM38 197V198H37ZM49 197H50V199L52 200V197H53V202L51 201V200H49ZM67 197V198H66ZM75 197H76V200H75ZM77 197L78 198H80V199H78V201H77ZM111 197H114V196H111ZM111 197H109V198H111ZM15 198V199H14ZM69 198V199H68ZM95 198L96 197H93V201H95V203H96V200H95ZM253 198V199H252ZM27 199V198H26ZM64 201H63V200ZM70 199H71V201L73 202H71L70 203ZM257 199V200H258ZM77 202H75V201ZM261 200V201H260ZM23 201H27V200H23ZM109 201H111V200H109ZM37 202V201H36ZM64 202H66V204H67V206H66V204H64ZM76 203V204H75ZM256 203V202H255ZM73 204H74V206H73ZM62 205V206H61ZM258 205V204H257ZM18 207V208H17ZM49 206H48V208H50ZM65 208H66V211H65ZM57 209V210H56ZM124 209V211H122ZM122 210H120L119 208H117V209H114V210H118V211H114V212H116V213H119L120 215H122L123 216V214L122 213H124L126 210L128 211V209L126 208V210H125V208H123ZM45 211H43V212H46V210L47 209H44ZM68 210V211H67ZM71 210V211H70ZM261 210L262 209H260V212H261ZM264 210V209H263ZM20 211V212H19ZM56 211H59V213L58 212H56ZM163 210H161V212H160V210H158L157 212L159 213H157L158 215H157V217L156 218H158V219H160V221L162 220V216H161V214H163V212H162ZM56 212V213H55ZM73 212V213H72ZM129 212V211H128ZM127 212V213H128ZM262 212H264V211H262ZM46 213H48V211L46 212ZM126 213V212H125ZM175 213H177V212H174V213H172V214H175ZM22 214V215H21ZM26 216H24V215ZM53 214H55V215H53ZM261 214V213H260ZM178 215V213L177 214H175V216H177ZM56 216V217H55ZM59 216V217H60ZM72 216V217H71ZM54 217V218H53ZM58 217V218H59ZM173 217H174V215H173ZM262 217H264V215H263V213H262ZM69 218V215H68V217H66V219H70ZM158 219H155V220H158ZM71 223V221H68V222H65L64 224H65V227L67 226V225H69V224ZM31 224V225H30ZM146 224V223H145ZM145 224H141L143 227H146L147 225L148 226H150L148 223L146 224V226H145ZM71 225V224H70ZM33 228H32V227ZM36 227H38L39 229H37ZM68 227V226H67ZM151 227V228H150ZM149 227V229H150V233H149V239H151V237L153 238L154 236L156 237V240H157V238H158V242L159 243H161L162 244V242L164 243L165 241H168L169 240V237H167V238H165L164 237V239H168V240H165L164 241V239H163V241H162V239H160L159 240V238H161L160 237V235L159 234H157L158 233V230L155 228L154 229V227L152 228V226H150ZM36 228V229H35ZM33 229H35V230H40V231H38V232H36V231H34ZM154 231V235H153V231ZM54 230H55V232H54ZM47 231H49L52 235H51V237H50V233L48 232V234H47ZM114 231V230H113ZM157 231V232H156ZM40 232V233H39ZM53 232H54V236H53ZM115 232V231H114ZM156 232V233H155ZM37 233H39V234H37ZM59 233H61V234H59ZM117 233V232H116ZM141 233V238L143 237V235H144V238L145 239H148V237L144 234V232L142 233V232H139V234ZM41 234H43V235H41ZM56 234V235H55ZM143 234V235H142ZM156 234V235H155ZM17 235V238L15 237ZM39 235H41V236H43V237H41V236H39ZM44 235H45V237H44ZM59 235V236H58ZM151 235V236H150ZM10 236H11V238H14L15 237V241H10L9 240V238H10ZM47 236V237H46ZM53 236V237H52ZM61 236V237H60ZM68 236V237H67ZM154 237V238H155ZM64 238V239H63ZM66 238H68L67 240H65ZM111 239V238H110ZM116 239V238H115ZM144 239V240H145ZM71 240V241H70ZM72 240H73V242H72ZM74 240L76 241L75 243H74ZM162 241V242H161ZM169 242V241H168ZM168 242H166V243H164V245L162 246V247H164L165 245V247L167 248V245H169V243ZM81 243V242H80ZM82 243H84L83 241H82ZM79 244V245H78ZM78 245V246H77ZM77 246V247H76ZM223 247V246H222ZM224 247H226V248H228V247H233V244H229V245H224ZM166 248H163V254L161 253V254H158V250H159V253H160V248L157 250V249H155V251H150L151 252V254L150 253H148L147 251L145 252L146 254L148 253L150 256L152 255H155V257L153 256H151L152 258H150V256L147 254V256H144V258L146 259L148 256H149V258L148 259H146V260H148V262H149V259H151L152 260V262H151V260H150V262L149 263H147V264H193L192 262L194 261V264H196V262L199 264V262H201L202 263V261H201V257L199 258V260H198V258H194V256H186V257H190V258H188L187 259V261H188V263L186 262V260H184L183 261V259H185V258H182V256H180V259H179V256L177 257V255L176 254H173V255H171L172 256V259L173 260H170L169 259V257L171 258V256L170 255H168L169 257H166V255L164 256V252L165 253H167V251H165V249ZM76 249V250H75ZM86 249H88V250H86ZM112 249V248H111ZM109 250V252H111L112 254H113V252H112V250ZM77 251V252H76ZM86 251V252H85ZM109 252H108V254H109ZM155 254H154V253ZM210 253H212V251H209ZM79 253V254H78ZM85 253V254H84ZM88 254V256H86L87 254ZM109 254V256L110 255H112V254ZM210 253H208V255H210L211 256V258L210 259H213V258H215L216 259V261L214 262V263H212V264H244L246 261H247V263L248 264H254V263H256L255 262V260L258 258V257H260V258H263L264 259V251L262 250V249H257V248H253V249H249V251H247L246 252V254L245 255H243V259H242V257L240 258H234V260H236V261H234L233 260V258L231 257V256H221V257H219L220 259H217L218 257H215L216 256V254H215V252L213 251V253L214 254H212L214 257L212 258V255L210 254ZM157 254V255H156ZM172 254V253H171ZM81 255H83L84 256V258H83V256H81ZM106 255L107 254H104V256L106 257ZM113 255H115V254H113ZM162 257V256H164L163 257V259L160 257V256ZM189 255V254H188ZM58 256V257H57ZM158 256V257H157ZM173 256H176L175 258L173 257ZM233 256V255H232ZM52 257V258H51ZM161 259H160V258ZM234 257V256H233ZM53 258L54 259H56L57 260V258H58V260L56 261L55 260V262H51V261H53ZM156 258V259H155ZM164 258H166V259H168L169 261H167L166 259H164ZM50 259V260H49ZM158 259V261H156ZM66 260V261H65ZM93 260V261H92ZM198 260V261H197ZM239 260V261H238ZM246 260V261H245ZM50 261V262H49ZM244 261V262H243ZM257 261V260H256ZM66 262V263H65ZM185 262V263H184ZM259 262V264H260V261H258ZM257 262V263H258ZM59 264H60V262H59ZM246 264V263H245Z\"/></svg>", "mask_w": 264, "mask_h": 264}]
</instances>
